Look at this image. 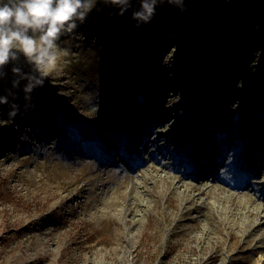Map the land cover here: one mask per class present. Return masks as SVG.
Instances as JSON below:
<instances>
[{
    "label": "rangeland",
    "instance_id": "obj_1",
    "mask_svg": "<svg viewBox=\"0 0 264 264\" xmlns=\"http://www.w3.org/2000/svg\"><path fill=\"white\" fill-rule=\"evenodd\" d=\"M186 7L180 13L166 2L158 5L153 20L137 28L131 17L139 9L121 16L118 6L97 0L86 21L57 42V65L30 101L22 91L27 81L12 88L13 66L32 71L23 56L2 69L7 76L0 79V96L15 93L8 99L19 111L10 118L9 105H0L1 192L15 198L8 205L0 200V264H263L264 248L255 247L264 240L244 245L237 225L242 211L228 202L222 212L217 200L237 186L234 176L221 180L213 173L221 163L201 173L188 166L193 203L167 187L161 177L168 171L144 164L154 157L155 167H170L184 153L174 141L170 150H144L156 131L176 137L184 118L162 104L177 111L190 102L194 109L206 82L211 88L204 86L198 108L205 110L215 96L218 110L203 128L226 125L227 104L238 97L257 105L264 123V0H186ZM215 26L220 33H212ZM233 136L244 139L238 131ZM227 137V130L218 132L217 138ZM237 142L225 145L234 151ZM196 147L195 141L189 149ZM262 165L253 156L235 174L253 177L239 184L238 199L245 192L264 199ZM151 172L161 179L156 185ZM210 189L216 195L209 196Z\"/></svg>",
    "mask_w": 264,
    "mask_h": 264
},
{
    "label": "bare ground",
    "instance_id": "obj_2",
    "mask_svg": "<svg viewBox=\"0 0 264 264\" xmlns=\"http://www.w3.org/2000/svg\"><path fill=\"white\" fill-rule=\"evenodd\" d=\"M193 83L194 85L197 84L198 80H195ZM204 86H206V88H211V83L206 82V84L202 85L199 89L194 109H190V102H187L184 105L181 104L177 111H174L172 108H168L166 105L162 104L160 107L161 109L169 112L171 115L173 114L175 116L184 118L176 126V137L165 138L167 134L164 130L156 131L153 143L147 146L144 150V153H148L152 147H154L155 150H158L161 147L162 149L166 148L167 150H170V143L174 141L178 146L184 147V153L176 158H173L172 161H170V167H167L166 165H161L160 168L155 167V164L152 163L156 162L154 157L151 159H145L144 164L150 165L152 171H156L157 173H160L161 171H168V178L171 180L166 177H161L162 179L167 180V187L171 188L173 194H179L181 200L186 201L187 203H193L194 197H191V195L195 187L191 182L186 180V173H188L190 169L188 166H191V171L201 173L203 169L211 168L213 163H221L220 167L213 169V173L218 174L221 180H224V176L227 175L234 176L233 181L237 183V186L233 187L236 188L234 192L230 194L225 193L222 196H218L217 200L220 201V206L223 205L221 207L222 212L229 210L227 206H225V204L228 202H232L236 209L242 211L241 217H239V220H237V225L238 228H241L240 230L243 231L242 238L244 245L248 246L253 244V242L256 240L257 242L264 240V199L258 196H255L256 198H254L252 195L250 196L247 194L248 192L244 193V199H238V196L242 191L239 184L242 182L252 181L253 177L251 174H248L247 180L244 181L238 176L236 177L235 174L246 168L250 164V160L253 156L257 157L258 160L263 163L262 167H264V123H261L262 116L257 105L255 107H251L249 102L241 103V98L238 97L237 99H232L234 103L227 104L226 112L228 113V123L226 125L220 122L218 127H214L212 123H209L206 129L203 128V121L210 119L212 115L218 110V107L215 105L218 98L215 96H212L211 99L205 102V110H199L198 104L203 100L204 97ZM234 89L235 88H233L231 91L233 92ZM225 90L226 89H223V94ZM246 95H242L241 97L247 98ZM185 111L186 113H184ZM198 113H200L199 121L201 119V122L195 126ZM141 117L142 116L139 118ZM156 119L159 120L158 115L156 116ZM167 121L168 119H166L165 122ZM161 124H164V122H160L159 125L155 127H159ZM150 128L151 127L145 126L143 130L148 132ZM220 130L228 131V137L226 139L217 138L218 132ZM236 131L240 132L241 136L244 137L242 141L237 142L236 138L233 136V133ZM143 132L139 135V137L144 135ZM163 138L165 141L161 142V139ZM195 141L197 143L195 150L189 149L191 144ZM209 141L218 142L219 145L208 148L207 142ZM228 142H237V149L233 151L230 149V147H226L225 144ZM260 145L263 146L260 147ZM204 152L210 153L212 157L203 158ZM116 154L121 156L123 151L117 150ZM240 157L241 161L237 163L236 159ZM226 163H228V165L223 166L224 164L226 165ZM184 164L187 165V168L185 169L182 167ZM183 170L184 172H182ZM153 173L154 172H151L150 175L151 179L154 180L153 184L156 185L161 179L159 174L155 175ZM146 191L148 192L147 189ZM203 193H205V191H201L198 194ZM214 194L215 193L212 191V189L208 190L209 196ZM256 200H261V203H258ZM151 201H153L152 197L148 195V203ZM133 203L136 204L135 201H133ZM253 205H258L259 207H255ZM133 212H135L134 209L131 211V213ZM183 214L186 215L187 212ZM231 214L234 215L233 212H231ZM127 222L129 223V221H126V223ZM137 223L138 221L135 219L133 225H136ZM178 224L176 227H178ZM256 234H259V237L256 238ZM261 248H264V245L255 247V250H259Z\"/></svg>",
    "mask_w": 264,
    "mask_h": 264
},
{
    "label": "clouds",
    "instance_id": "obj_3",
    "mask_svg": "<svg viewBox=\"0 0 264 264\" xmlns=\"http://www.w3.org/2000/svg\"><path fill=\"white\" fill-rule=\"evenodd\" d=\"M105 4L119 7L118 15L131 7V0H103ZM188 11L186 0H140V8L132 13L134 25L140 28L150 23L156 15L158 5L164 3ZM97 0H0V79L7 76L2 71L10 63L19 61L23 56L32 71L23 72L13 66L11 71L15 79L12 88H19L21 81H27L22 91L26 101L31 100V93L43 87L45 78L57 65L60 56L58 41L64 33L73 32L83 24L93 10ZM173 35H175L173 33ZM8 96L15 100V93L8 92L0 96V105H9L10 118L19 111L17 103H10Z\"/></svg>",
    "mask_w": 264,
    "mask_h": 264
},
{
    "label": "trees",
    "instance_id": "obj_4",
    "mask_svg": "<svg viewBox=\"0 0 264 264\" xmlns=\"http://www.w3.org/2000/svg\"><path fill=\"white\" fill-rule=\"evenodd\" d=\"M139 8H140V0H131V7L129 9H139ZM156 17L161 18L160 15H157ZM213 28L214 30H212V33H220L217 29H215L216 26ZM2 188L4 187L0 183V200L2 201V203H4L5 205L13 203L15 201L13 194L9 190H3V192H1Z\"/></svg>",
    "mask_w": 264,
    "mask_h": 264
}]
</instances>
